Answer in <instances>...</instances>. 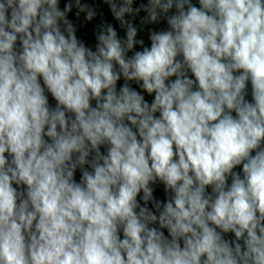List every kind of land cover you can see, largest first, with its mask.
<instances>
[{
	"label": "clouds",
	"instance_id": "1",
	"mask_svg": "<svg viewBox=\"0 0 264 264\" xmlns=\"http://www.w3.org/2000/svg\"><path fill=\"white\" fill-rule=\"evenodd\" d=\"M0 264H264V0H0Z\"/></svg>",
	"mask_w": 264,
	"mask_h": 264
},
{
	"label": "water",
	"instance_id": "2",
	"mask_svg": "<svg viewBox=\"0 0 264 264\" xmlns=\"http://www.w3.org/2000/svg\"><path fill=\"white\" fill-rule=\"evenodd\" d=\"M193 2L196 3L197 0H193ZM109 19H111V18L109 17ZM114 23H115V22H114ZM155 27H156L157 30H160V29H162V28H165L166 25H165V24H160V25H156ZM77 34H78V37H80L81 39H84L89 45L94 46V44H95V39H94V36H93V34H92L91 29H89V30H87V31H79ZM119 34H120V35H123V32H120ZM138 38H143L144 41H145V45H146V46H147V45H150V41H149V39H148V32H147V30L141 32ZM120 83H122V81H121ZM146 98L149 99V100L151 99V97H146ZM247 98H248L249 100H251L250 86H249V95H248ZM49 101H50V104H51L52 106L55 105V102L52 100V98H51L50 96H49ZM79 175H80V173H79V171H78L77 174H76V178H77V180H79ZM209 191H210V189H209ZM154 195H155L157 198L161 199V200L165 199V194H164V192H163V186H162V185H157V186H155V192H154ZM226 238H230V235H229V237H226Z\"/></svg>",
	"mask_w": 264,
	"mask_h": 264
}]
</instances>
